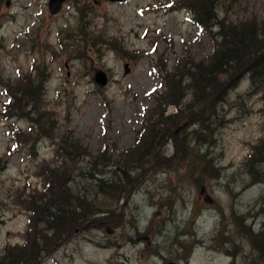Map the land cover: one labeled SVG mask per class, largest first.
Returning <instances> with one entry per match:
<instances>
[{
    "label": "rangeland",
    "instance_id": "1",
    "mask_svg": "<svg viewBox=\"0 0 264 264\" xmlns=\"http://www.w3.org/2000/svg\"><path fill=\"white\" fill-rule=\"evenodd\" d=\"M84 1L90 4L81 23L82 0H65L57 14L49 0L0 1V77L15 79L19 67L28 72L44 57L42 111L53 112L57 125L53 139L52 122L41 131L36 117L32 126L26 117L7 121L0 114V264L15 253L13 247L25 248L33 212L22 201L44 192L38 165L57 166L55 144L67 131L89 153L75 149L78 177L72 186L112 210L83 214L31 264H264L263 91L255 92L245 73L218 103L207 132L199 122L181 125L162 139L164 146L129 160L126 152L157 104L154 97L165 89L164 73L179 58L207 59L216 42L186 9L166 10L169 0ZM219 15L226 24L263 20L264 0H220ZM79 26L80 42L71 45L77 51L79 44L80 51L73 57L58 33L64 30L67 44L66 30ZM94 30L112 44L122 43L121 51H101L97 41L89 49ZM49 44L57 49L55 60ZM161 59L164 64L157 63ZM99 69L109 76L105 85L94 79ZM1 90L0 84V97ZM191 97L185 96L182 109ZM175 112L171 105L167 114ZM15 120L31 131L17 149L9 133ZM178 136L190 147L187 159L184 148H177ZM256 144L263 148L250 159ZM100 180L104 188L118 183L123 197L104 195Z\"/></svg>",
    "mask_w": 264,
    "mask_h": 264
},
{
    "label": "trees",
    "instance_id": "2",
    "mask_svg": "<svg viewBox=\"0 0 264 264\" xmlns=\"http://www.w3.org/2000/svg\"><path fill=\"white\" fill-rule=\"evenodd\" d=\"M82 2L83 5L78 6V12L81 15L85 11H89L88 4H90L84 0ZM219 3L220 0H169L165 3L164 8L166 10L175 7L186 9L190 13V19L193 23L210 32L216 43L212 54L207 59L196 60L191 56L187 57L186 60L179 58L175 62L174 70L164 73L163 85H165V89L154 97V100L158 101L157 104L150 111L148 110L150 115L147 114L142 128L137 131V141L126 152L129 160L131 158L134 160L137 157L143 158L153 152L155 148L164 146L165 141L162 139L166 135L170 136L171 132L175 130L174 128L177 129L181 125L187 126L199 122L201 129L207 132L209 126L205 124L211 115L215 112L218 113V103L225 100L227 90L233 87L240 76L245 73L250 74L255 92L263 91L264 99V19L259 20L251 17L236 24L233 22L226 24L220 18ZM83 18L82 15L80 23ZM215 27L219 30L214 33ZM66 31L69 42L67 44L64 42L66 38V35L62 34L64 30L59 31L58 42L65 48L66 54L76 57L77 52L80 51V46L76 44V51L71 43L80 42L82 31L80 26L76 30L70 28ZM88 34L86 36L90 38L92 44L89 49L96 46L95 41H97L101 51L112 49V46H114V50L121 51L119 45L122 43L119 45L117 43L112 44L109 42V38L95 30ZM49 47L52 50V60L57 59V49L52 44H49ZM152 51H155V47L152 48ZM45 62L44 57H41L39 61L34 60L28 72L19 67L15 79L0 77V84L2 85L0 114L7 121L15 119V115L26 117L32 126H34L36 117L43 126H40L41 131L47 127L49 122H52L50 125L52 126L51 136H54L53 139H55L57 136V125H53L56 118L55 114L42 111L45 109L42 102L45 72L48 69L47 67L46 69L43 68ZM159 62L164 64L163 59L157 61V63ZM35 74L36 78L33 79ZM186 79L189 82L185 84ZM190 93L192 97L182 109L181 104L185 96ZM171 105L176 106V112L167 114ZM16 122L18 121L15 120L14 126L11 124L9 130L14 140L13 149H17L31 132L24 131ZM183 132L184 130L180 134ZM70 134L71 132L68 131L61 134L59 145L55 144L57 166L52 167L44 162L38 165L36 174L41 176L46 183L44 192L30 195L22 201L33 212L28 240L25 248L13 247L15 253L4 257V264H31L33 262L31 259L38 260L41 257L43 252L41 250L48 249L59 238L69 234L74 228L72 225L80 221L83 214L89 216L90 213H108L112 210L111 207H106L103 204H95V197H93V201H89L82 195V190L79 191L72 186L78 177L75 176L76 168L72 165L75 149L83 151L85 154L89 153L78 141L73 140ZM180 138L182 137L176 138L177 148L179 151L184 148V158L187 159L190 155V147L188 144L183 145ZM195 138L200 140L197 136ZM263 146L254 145L250 159L254 158L258 151L260 153ZM101 158L106 162L107 158L104 154ZM60 161L61 163H58ZM207 167L208 165H205V169ZM97 185L110 199L115 198L118 192L120 194L118 200L123 197V191L120 190L118 183L107 182L104 188V181L100 180ZM78 210L83 213L78 212ZM39 223H43L45 226L42 231L39 228ZM32 237L33 240H31Z\"/></svg>",
    "mask_w": 264,
    "mask_h": 264
},
{
    "label": "water",
    "instance_id": "3",
    "mask_svg": "<svg viewBox=\"0 0 264 264\" xmlns=\"http://www.w3.org/2000/svg\"><path fill=\"white\" fill-rule=\"evenodd\" d=\"M65 0H50L49 1V9L52 14H57L62 9V5ZM111 1H124V0H111ZM95 81L99 82L101 85L107 84L109 81V76L104 70H98L95 75ZM108 231L110 232L111 229L108 228Z\"/></svg>",
    "mask_w": 264,
    "mask_h": 264
}]
</instances>
